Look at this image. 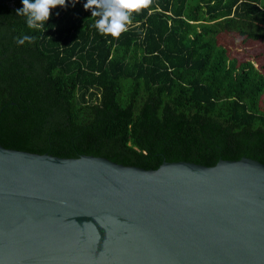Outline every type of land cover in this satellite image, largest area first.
<instances>
[{
	"label": "trees",
	"instance_id": "1",
	"mask_svg": "<svg viewBox=\"0 0 264 264\" xmlns=\"http://www.w3.org/2000/svg\"><path fill=\"white\" fill-rule=\"evenodd\" d=\"M66 0L39 30L0 0V142L59 156L264 162V0H152L119 37ZM33 37L19 46L15 38ZM257 62V64L254 63Z\"/></svg>",
	"mask_w": 264,
	"mask_h": 264
},
{
	"label": "water",
	"instance_id": "2",
	"mask_svg": "<svg viewBox=\"0 0 264 264\" xmlns=\"http://www.w3.org/2000/svg\"><path fill=\"white\" fill-rule=\"evenodd\" d=\"M0 264H264V162L144 168L0 142Z\"/></svg>",
	"mask_w": 264,
	"mask_h": 264
},
{
	"label": "clouds",
	"instance_id": "3",
	"mask_svg": "<svg viewBox=\"0 0 264 264\" xmlns=\"http://www.w3.org/2000/svg\"><path fill=\"white\" fill-rule=\"evenodd\" d=\"M152 0H87L83 5L85 10H91L92 17H97L94 27L100 35L119 37L126 30L131 13H138L148 8ZM23 8L17 10V15L26 17L29 28L41 29L50 19L51 9L64 7L66 0H22ZM33 37L23 35L15 38L17 45L31 43Z\"/></svg>",
	"mask_w": 264,
	"mask_h": 264
},
{
	"label": "rangeland",
	"instance_id": "4",
	"mask_svg": "<svg viewBox=\"0 0 264 264\" xmlns=\"http://www.w3.org/2000/svg\"><path fill=\"white\" fill-rule=\"evenodd\" d=\"M234 50L239 51V55H245L251 58L255 55L256 52H263L264 53V41H256L253 44L243 46L240 43L233 46ZM257 64L256 61H254Z\"/></svg>",
	"mask_w": 264,
	"mask_h": 264
}]
</instances>
